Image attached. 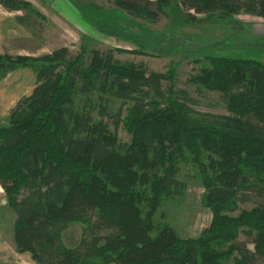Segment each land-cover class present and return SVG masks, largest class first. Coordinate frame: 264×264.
<instances>
[{
  "label": "trees",
  "instance_id": "trees-1",
  "mask_svg": "<svg viewBox=\"0 0 264 264\" xmlns=\"http://www.w3.org/2000/svg\"><path fill=\"white\" fill-rule=\"evenodd\" d=\"M111 1L128 15L154 23L172 3ZM178 2L194 22L226 21L242 13L264 19V0ZM0 3L40 16L25 0ZM208 60L191 81L198 89L220 93L229 115L195 110L188 90L175 89L172 74L122 64L112 49L88 53L83 48L74 54L61 47L40 57L0 54V81L21 68L37 73L32 94L12 109L10 125L0 127V185L16 215L17 252L31 253L36 264L264 260V202L236 216L229 213L237 210L243 190L257 188L264 197V63ZM95 91L121 102L120 107L111 111L100 103L96 119L93 109L78 104ZM127 104L133 114L124 120ZM123 120L133 139L121 151L117 133ZM188 155L200 168L206 189L202 203L213 219L199 237L184 239L172 226L156 225L153 217L163 201L187 190L179 164ZM203 156L210 160L207 167ZM92 210H98L94 222L86 219ZM77 222L86 224L82 240L67 247L62 235ZM244 231L253 249L239 241Z\"/></svg>",
  "mask_w": 264,
  "mask_h": 264
},
{
  "label": "rangeland",
  "instance_id": "rangeland-1",
  "mask_svg": "<svg viewBox=\"0 0 264 264\" xmlns=\"http://www.w3.org/2000/svg\"><path fill=\"white\" fill-rule=\"evenodd\" d=\"M36 7L44 11L47 17L43 21L40 14V22L46 23L40 39L51 50L68 47L74 54H80L83 48L88 53L112 49L114 59L122 64H133L149 72L172 74L175 89L188 90L195 101L192 108L204 113L230 114L220 93L198 89V85L191 81L203 67L210 65L209 58L251 59L264 63V19L252 15L242 13L226 21L217 18L194 22L178 0H172L171 6L164 10L166 14L160 15L156 23L149 18L128 15L111 0H58L49 9L41 1H36ZM191 13L197 19L206 17L193 11ZM81 99L78 104H87L88 108L93 109L96 119L100 117V103H107L111 111H116L121 105V102L110 99L100 91H95L91 98L85 96ZM131 112L132 105L127 104L124 107V120L133 114ZM124 120L117 133L121 151L133 139ZM111 130L114 131L113 128ZM187 157L179 164V178L187 183V190L182 197L163 201L153 217L156 225H170L184 239L199 237L213 219L210 209L202 203L206 189L200 178V168L193 158ZM203 162L207 167L210 160L203 156ZM257 191V188L243 190L236 203L237 210L229 213L236 216L242 210L262 204L264 197ZM5 206L8 210L4 216L3 230L7 240L16 247V215L7 203L6 194ZM97 218L98 210H92L86 216L92 222ZM85 226L82 222L70 224L62 235L64 244L77 247ZM106 234L102 232L101 235ZM239 241L245 242L250 249L254 248L252 237L245 231L241 232ZM257 264H264V260Z\"/></svg>",
  "mask_w": 264,
  "mask_h": 264
},
{
  "label": "crops",
  "instance_id": "crops-1",
  "mask_svg": "<svg viewBox=\"0 0 264 264\" xmlns=\"http://www.w3.org/2000/svg\"><path fill=\"white\" fill-rule=\"evenodd\" d=\"M25 1L35 6L45 21L47 17L44 11L36 7V1H41L49 9L58 0ZM25 17L29 18V22L23 23ZM39 18L37 15H27L25 11L8 10L0 3V54L40 57L51 53L53 50L40 39L43 31L28 28L45 27L46 23L40 22ZM36 85L37 73L29 68L17 69L0 81V127L10 125L12 109L23 97L30 96ZM7 210L5 192L0 185V264H35L31 253L17 252L15 246L7 240L2 225Z\"/></svg>",
  "mask_w": 264,
  "mask_h": 264
}]
</instances>
